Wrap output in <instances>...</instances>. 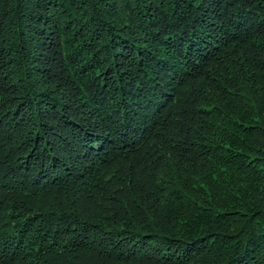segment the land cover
<instances>
[{"label":"trees","instance_id":"obj_1","mask_svg":"<svg viewBox=\"0 0 264 264\" xmlns=\"http://www.w3.org/2000/svg\"><path fill=\"white\" fill-rule=\"evenodd\" d=\"M0 264H264V0H0Z\"/></svg>","mask_w":264,"mask_h":264}]
</instances>
